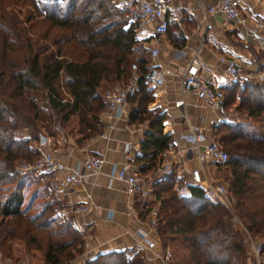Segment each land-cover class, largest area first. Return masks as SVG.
<instances>
[{
  "label": "trees",
  "instance_id": "obj_1",
  "mask_svg": "<svg viewBox=\"0 0 264 264\" xmlns=\"http://www.w3.org/2000/svg\"><path fill=\"white\" fill-rule=\"evenodd\" d=\"M20 4L29 7L22 18L13 12ZM120 11L109 0H0V253L10 260L18 259L12 254L15 241L25 253H39L42 264L67 262L83 246L82 232L70 217L46 214L47 204L29 212L32 196L21 207L26 173L12 167L22 157L16 150L19 139L39 141L43 132L51 134L54 119L65 124L72 115L78 143L98 134L99 89L126 82L134 62L136 87L125 97L126 117L132 124L146 123L133 158L136 172L154 170L168 148L169 135L161 131L164 113L146 107L152 98L144 78L149 58L135 45L133 24ZM165 33L174 34L170 24ZM222 90L223 105L236 100V109L245 116L214 125V139L227 156L223 165H214L229 173L227 186L236 196L234 208L243 225L264 237V134L250 132L252 123L264 124V76L236 80ZM177 180L169 173L150 184L154 200H135L141 218L158 202L160 247L170 249L165 264H244L242 238L238 228L231 230L227 210L198 185L188 182L182 191ZM252 185V191H261L252 194L248 212ZM82 264H141V258L138 252L128 256L110 250Z\"/></svg>",
  "mask_w": 264,
  "mask_h": 264
},
{
  "label": "crops",
  "instance_id": "obj_2",
  "mask_svg": "<svg viewBox=\"0 0 264 264\" xmlns=\"http://www.w3.org/2000/svg\"><path fill=\"white\" fill-rule=\"evenodd\" d=\"M213 3L214 0H172L176 21L170 25L174 34H147L145 37L146 41L154 39L158 49L156 56H150L148 62L161 71L160 83L147 82L152 88V98L146 107L164 113L161 131L169 135L168 148L162 152L160 160L170 162L177 173L187 179L188 170L198 165L194 156L196 148L214 139V125L218 123L214 122V108L205 100L197 98L191 91L181 92L179 74L185 61L195 53L199 73L218 90L222 104L224 87L236 80H255L262 77L264 70L260 50L244 34L248 27L264 24V0H239V8L247 17L243 24L228 21L219 13L203 15L198 4ZM219 56L233 58L240 67V74L234 78L226 77L218 61ZM177 99L182 101L174 105ZM125 112V116L108 131L107 138L94 134L78 143V138L65 134L56 137L54 142L46 139L37 147L38 151L53 153L65 164L82 161L88 154L103 158L100 170L90 174L86 181L56 192L51 189L53 197L63 205L62 209L66 208L67 200L88 202L87 212L69 214L82 232L83 246L79 259L85 260L86 255L93 257L110 250H122L128 256L135 252L132 232L137 220L142 219L135 208L136 198L127 196L117 180L108 181V176L116 168L114 162H128L135 172L138 166L133 158L139 153L138 143L146 123H129L126 108ZM237 114L245 116L239 110ZM223 122L229 123L228 119L219 123ZM125 142L131 144L127 151H123ZM214 167L213 163L206 162L204 172L210 175ZM139 175L149 185L163 177L156 167ZM129 210L133 211L129 213ZM29 259H32L31 254ZM36 262L42 264L40 258ZM148 263L162 264V261L156 256Z\"/></svg>",
  "mask_w": 264,
  "mask_h": 264
},
{
  "label": "built area",
  "instance_id": "obj_3",
  "mask_svg": "<svg viewBox=\"0 0 264 264\" xmlns=\"http://www.w3.org/2000/svg\"><path fill=\"white\" fill-rule=\"evenodd\" d=\"M114 5L123 11L126 21L133 24V38L147 45L149 55L156 56L158 49L155 46V40H145L147 34H164L168 25L176 21L173 16L174 5L172 0H112ZM201 13L204 15L219 13L226 20L236 24L245 23L247 17L240 8L239 0H214L213 4H198ZM244 34L250 38L261 52V59L264 61V24L251 26L244 30ZM218 61L222 65L223 74L228 78H234L240 74L241 70L237 62L226 56H219ZM199 63L195 53L190 55L185 61L184 67L179 74L181 92H193L197 98L205 100L214 108L216 113L214 122L219 123L227 120L224 115V107L221 102V96L218 90L209 84L208 80L202 76L199 71ZM132 76L126 81L114 82L109 87L103 88L100 92L102 108L98 113V121L101 124V130L98 132L100 138H107L108 131L113 128L114 123L125 116V97L131 93L135 87L134 70L136 65L134 62L129 64ZM264 76V70L261 72ZM147 82L156 84L161 82V71L147 63V69L144 73ZM181 99L173 102L174 105L181 103ZM131 144L125 142L123 151H127ZM197 166L188 170V180L190 183L198 185L203 194L219 202L226 210H230L229 196L226 186L213 178L207 172H204V164L211 162L213 164H222L227 156L220 143L213 139L196 148L194 153ZM103 158L100 155L88 154L82 161H75L72 164L62 163L53 153L47 151H39L33 160L32 166L38 171L44 173L52 184L54 192L65 189L71 185L80 184L88 178L90 174H95L100 170ZM113 173L108 176L117 180L122 184L123 191L129 197L136 198L140 202L148 199L150 193V185L136 173L128 162H114ZM156 169L162 175L175 172V166L165 160H159ZM67 208V209H66ZM66 208L59 211L66 215L76 212H87V201H66ZM133 209V208H132ZM64 210V211H63ZM133 210H129L131 213ZM157 203L150 204L142 219L137 220L132 235L135 240V252L139 253L141 264H149L152 257H160L162 264H165L169 256L167 247L163 251L158 247L159 236L156 231L157 227ZM232 220L235 217L232 215ZM77 230V225L73 223ZM252 250L256 254L259 250L258 243H252ZM86 255V259L90 258ZM257 264V263H256Z\"/></svg>",
  "mask_w": 264,
  "mask_h": 264
},
{
  "label": "rangeland",
  "instance_id": "obj_4",
  "mask_svg": "<svg viewBox=\"0 0 264 264\" xmlns=\"http://www.w3.org/2000/svg\"><path fill=\"white\" fill-rule=\"evenodd\" d=\"M109 1L114 5L112 0H109ZM115 8H117V7L115 6ZM13 9H14L13 10L14 14L18 18H22L21 13L25 12V9H29V7H28V5L20 4V5L14 6ZM120 12L123 13L122 10ZM122 16L126 20L124 13L122 14ZM135 45L140 46L142 48V52H143L142 54L144 57H146V58L150 57L147 45H144L138 41L135 43ZM111 85L112 84L110 83V84H106V85L102 86L99 89V94L103 88H106V87L111 86ZM125 102H126V110H127L128 103L126 100H125ZM236 103H237L236 100H233L231 103L226 104V107L224 108V115L228 119L229 123L237 122L239 120L243 121L244 116L242 114L241 115L237 114L238 110L236 109ZM239 112H241V110H239ZM76 122H77V118L75 115L70 116L68 121L65 124L64 123L59 124V122L54 119L52 122L53 123L52 124L53 129L50 130L51 134H46L45 132H43L45 140L49 139V142H54L56 137H58L60 135L63 136L65 134L70 135L74 139L78 138L79 134L77 131H75L77 129ZM40 130H42V129H40ZM250 132L252 135H255V136L263 135L264 134V124L252 123ZM38 144H39V142L37 140L36 141H31V140L24 141L22 139H19V144L17 145V148H16V150L18 151V153H20L22 155V157L20 159L13 161V163H12L13 170L20 172V173H26V178L24 179L25 186L22 188L23 202L21 204V207L32 196L33 198L31 200V208H30L29 212H32L33 210H35V207L37 208L38 206H41L43 204H47L48 211H46L47 212L46 214H49L52 216L54 215V216H56L57 219L63 220L64 218H67L70 216H69V214L66 215V213L65 214L62 213L61 217L58 215L59 211L61 212V210H62L61 207H63V205L61 204V202H58V200L53 197L52 190H51L52 189L51 181L49 180V178L44 173L36 170L32 166L33 160L36 158L37 153L39 152L37 149ZM172 173H174L175 177L178 178V180L176 181V186H178L182 191H184L185 190L184 185L186 183H188L189 180L185 177V175L175 173V172H172ZM210 175L213 176L214 179L223 183L226 186L228 196L230 198L229 199L230 210L229 211L227 210V212H228L229 220H230L231 226H232L231 230H236V228H238L239 229L238 232H240L239 236H241V238H242V242H243L242 254L244 256L243 263L244 264H256V263L257 264H264V250L261 252L258 250V252L256 254H254V252L251 248L252 243H254V244L258 243L259 248L261 247V250H262V248H264V237L254 235L251 232H249L246 229V227L243 225L242 219L238 217L236 209L234 208V204L236 202V196L228 189V186H227V182L229 179V173H228L226 167L225 166H220V167L215 166ZM163 176H165V175H163ZM160 178H162V177H160ZM253 187L254 186L252 185L251 186V193L248 196L249 199L246 201V204L248 207V212H251L250 208L252 206V202H251L252 194H256V193H259V191H261V189L260 190L257 189L255 191H252ZM150 190H151V188H150ZM149 199L154 200L152 191H150V193H149ZM209 200L215 201L212 198H209ZM154 202L158 203L157 200ZM225 210H226V208H225ZM232 215L235 217V221L231 219ZM158 247L161 249V251H163L165 249V247H167L169 250V256H170V249L167 245L165 247L163 246V248H162V247H160V243H159ZM12 254L15 257H17L18 259L13 261V260H10V258H8L7 256H3L0 253V264H38V262H36V260H38L40 258L39 253L35 252L34 254H32V259H29V254L25 253V251H24V249H23V247L19 241H15L13 243ZM79 256H81V252L79 254H76L73 258H71L67 262H63L61 264H82L84 260L79 259L78 258ZM89 257L91 258L92 256L90 255ZM86 258H84V259H86Z\"/></svg>",
  "mask_w": 264,
  "mask_h": 264
},
{
  "label": "water",
  "instance_id": "obj_5",
  "mask_svg": "<svg viewBox=\"0 0 264 264\" xmlns=\"http://www.w3.org/2000/svg\"><path fill=\"white\" fill-rule=\"evenodd\" d=\"M38 142H39V144H43L45 142V137L44 136H40Z\"/></svg>",
  "mask_w": 264,
  "mask_h": 264
}]
</instances>
